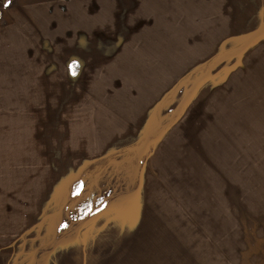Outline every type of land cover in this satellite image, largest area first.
<instances>
[{
    "label": "rangeland",
    "instance_id": "obj_1",
    "mask_svg": "<svg viewBox=\"0 0 264 264\" xmlns=\"http://www.w3.org/2000/svg\"><path fill=\"white\" fill-rule=\"evenodd\" d=\"M20 1L5 6L0 0L1 23ZM42 2L45 25H36L42 18L29 10L37 37L27 38L26 53L15 50L20 44L0 53V82H20L14 71L40 60L28 51L58 50L65 41L58 24L72 0ZM263 27L209 60L212 65L178 76L159 106L157 125L138 146L87 166L64 202L41 201L44 185L38 183L36 195L24 186L39 172L26 156L20 160L28 139L20 130H40L41 120L19 124L0 116V264H264V35L252 42ZM8 37L1 31L0 43ZM230 67L232 78L213 93L221 105L225 98V109L209 106L204 91L194 101ZM239 73L242 85L230 87ZM148 157L152 177L142 171ZM140 185L143 196L145 187L156 189L150 200L155 219L134 221L138 200L130 192Z\"/></svg>",
    "mask_w": 264,
    "mask_h": 264
},
{
    "label": "crops",
    "instance_id": "obj_2",
    "mask_svg": "<svg viewBox=\"0 0 264 264\" xmlns=\"http://www.w3.org/2000/svg\"><path fill=\"white\" fill-rule=\"evenodd\" d=\"M42 1L21 0L17 11L24 14L15 10L2 19L0 32L9 37L0 43V53L16 44V51L26 53L27 38L37 37L31 14L42 18L36 25H45ZM67 10L66 21L58 24L65 39L60 49L28 51L40 60L14 71L20 82H0V116L19 124L32 116L42 122L40 130H20L28 139L18 154L39 172L33 183L24 184L34 188L28 193L36 195L38 183L44 185L41 201L50 203L64 202L69 187L94 161L137 147L157 125L159 106L177 88L178 76L233 50L264 26V0H72ZM73 62L75 75L69 69ZM232 70L204 86L194 101L204 91L209 106L215 102L225 109V98L221 105L220 94L214 98L213 93L232 78ZM239 79L230 87H240L241 74ZM150 158L142 168L147 177H152ZM141 185L130 192L132 201L138 200L134 221L155 219L150 200L156 189L145 187L143 196Z\"/></svg>",
    "mask_w": 264,
    "mask_h": 264
},
{
    "label": "trees",
    "instance_id": "obj_3",
    "mask_svg": "<svg viewBox=\"0 0 264 264\" xmlns=\"http://www.w3.org/2000/svg\"><path fill=\"white\" fill-rule=\"evenodd\" d=\"M258 35H259V36L255 37V38L252 40L253 43H255L256 41H258V40L264 35V27H263V29L260 31V33H259ZM224 55H225V54H223L222 56H224ZM212 64H213V63H210V64L208 63L207 65H212ZM207 65H206V66H207ZM88 169H89V168H88ZM88 169H87V170H88ZM87 170H86V171H87ZM81 184H82V183H79V184H78V188H81Z\"/></svg>",
    "mask_w": 264,
    "mask_h": 264
},
{
    "label": "snow or ice",
    "instance_id": "obj_4",
    "mask_svg": "<svg viewBox=\"0 0 264 264\" xmlns=\"http://www.w3.org/2000/svg\"><path fill=\"white\" fill-rule=\"evenodd\" d=\"M5 6H7V0H6V3H5ZM74 65H75V62H73L71 65H69V69H70L71 75H75L76 74L75 71H72V68L74 67ZM81 188H82V186H81ZM81 188H77V192L74 193V194H78L81 191Z\"/></svg>",
    "mask_w": 264,
    "mask_h": 264
}]
</instances>
